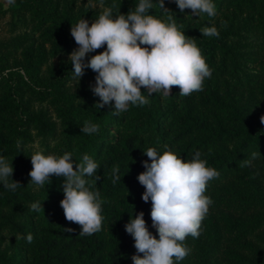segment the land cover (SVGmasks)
<instances>
[{"label": "trees", "instance_id": "trees-1", "mask_svg": "<svg viewBox=\"0 0 264 264\" xmlns=\"http://www.w3.org/2000/svg\"><path fill=\"white\" fill-rule=\"evenodd\" d=\"M155 2L149 14L165 21L171 14L184 26L211 77L203 91L180 96L173 87L167 98L152 94L148 104L113 115L111 105L95 106L96 73L85 69L79 83L73 79L69 56L78 45L70 28L81 18L91 25L105 8L127 14L139 0H16L12 6L0 0V156L12 163L11 179L21 185L11 191L0 184V264H132L131 257L142 254L125 231L129 219L142 211L158 238L151 201L141 199L137 179L142 162L150 163L148 148L171 149L184 160L199 151L220 173L207 186L213 204L201 234L187 238L191 252L179 264H264V0H213V17L181 13L174 0H164L172 11L165 13ZM206 26L219 36H202ZM85 121L99 131L81 133ZM253 151L261 158L240 167ZM37 152H69L74 163L87 154L99 165L100 180L85 178L104 201L101 231L80 236V226L65 219L63 177L51 176L45 187L30 182V156ZM116 166L121 181L113 184ZM36 201L39 213L30 210ZM29 233L31 243L15 238Z\"/></svg>", "mask_w": 264, "mask_h": 264}, {"label": "clouds", "instance_id": "clouds-1", "mask_svg": "<svg viewBox=\"0 0 264 264\" xmlns=\"http://www.w3.org/2000/svg\"><path fill=\"white\" fill-rule=\"evenodd\" d=\"M16 0H6L9 6ZM179 11L191 10V16L207 14L213 17L216 6L213 0H174ZM156 5L165 13H172L164 7V0H156ZM153 0H139L135 10L127 14L113 15L111 8L104 11L89 25L81 18L71 26L70 34L78 45L70 56L73 79L79 80L85 69H91L95 76L93 94L99 97L95 106L103 108L111 105L112 114L127 112L130 106H144L152 94L171 96L172 88H179L180 96H190L204 89V81L210 78L212 69L208 66L200 48L193 38L185 35L183 25H177L173 15L168 14L166 21L149 14ZM202 36L218 37L216 27H203ZM106 45L104 51L88 57ZM87 57V59H86ZM141 88L146 89L145 95ZM264 124V116L260 118ZM81 133L95 134L99 125L85 121ZM20 148V141H17ZM149 158L143 161L145 171L137 179L144 187L141 199L151 201L150 217L152 227L158 235L154 236L144 220L141 211L125 224L126 233L134 240L136 252L132 264H179L191 252L185 241L190 236L198 238L202 222L208 215L213 200L206 195L210 181L220 173L207 166L196 151L191 160H184L171 149L158 153L154 148L144 152ZM261 158L259 151H253L250 159L242 160L240 167L251 166L253 160ZM32 169L30 182L37 187H45L51 176L63 177V199L60 206L64 217L81 228L80 236H91L102 230L104 216L98 191L90 190L92 185L85 177H95L99 165L87 154L82 162L74 163L72 154L62 156L44 155L37 152L30 156ZM75 165V167H74ZM13 166L0 156V184L15 191L20 183L11 179ZM118 166L113 167V184L121 181ZM30 210L43 211L42 203L36 201ZM66 232L74 229L66 228ZM16 239L33 241L31 233L27 236L17 234Z\"/></svg>", "mask_w": 264, "mask_h": 264}, {"label": "rangeland", "instance_id": "rangeland-1", "mask_svg": "<svg viewBox=\"0 0 264 264\" xmlns=\"http://www.w3.org/2000/svg\"><path fill=\"white\" fill-rule=\"evenodd\" d=\"M2 1V3L4 4V5H7L6 4V0H1ZM36 148L35 149H37V146H35Z\"/></svg>", "mask_w": 264, "mask_h": 264}]
</instances>
